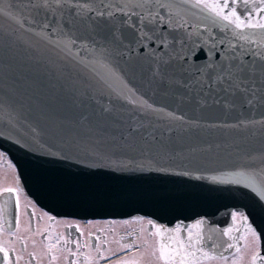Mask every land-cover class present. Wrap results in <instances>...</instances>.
Returning a JSON list of instances; mask_svg holds the SVG:
<instances>
[{
  "label": "water",
  "instance_id": "95a60500",
  "mask_svg": "<svg viewBox=\"0 0 264 264\" xmlns=\"http://www.w3.org/2000/svg\"><path fill=\"white\" fill-rule=\"evenodd\" d=\"M9 3L17 18L0 15V146L29 194L79 218L209 214L203 232L221 252L232 242L229 208L247 206L262 235L254 264H263L264 125H208L264 117V60L256 55L264 54V30L238 29L196 0H0V7ZM232 6L245 20L248 12L264 15L253 0ZM229 64L255 68L247 98L256 99L249 106L238 94L237 108L225 113L213 103L224 93L210 85Z\"/></svg>",
  "mask_w": 264,
  "mask_h": 264
},
{
  "label": "flooded vegetation",
  "instance_id": "af4514ba",
  "mask_svg": "<svg viewBox=\"0 0 264 264\" xmlns=\"http://www.w3.org/2000/svg\"><path fill=\"white\" fill-rule=\"evenodd\" d=\"M3 152L0 150V177L2 172L6 175L9 171L13 180L16 169L8 158L6 165L2 163ZM10 186L7 184L0 186L2 193L6 188L14 189L12 194L15 200L12 208L14 212L4 215L0 210V249L3 250L0 251V264H103L102 261H105L104 264H129L127 259L135 255L136 250L133 248V236L139 238L140 249L147 244L151 245L152 255L154 254L159 264H190V261L184 260L185 252L174 247L175 251L170 253L161 247L162 243L155 240L160 236L155 224L154 234L158 233L156 236L149 230V226L141 228L142 225L136 223H132L130 232L123 236H120L118 231L110 229L94 233V227L100 220L70 216H59L48 226L44 223V215L40 216V220L35 219L37 216L35 204L30 205L32 216L28 215L23 204L24 196L19 198L15 183H11ZM8 220L11 222L8 223ZM40 223L43 224L38 229ZM124 236L131 237L132 242H123L121 238ZM172 239L178 244L183 243L177 240L176 234ZM114 243L117 245L112 250ZM122 252L129 254L122 258L120 256ZM205 261L206 259L198 260L195 264H205Z\"/></svg>",
  "mask_w": 264,
  "mask_h": 264
},
{
  "label": "bare ground",
  "instance_id": "6f19581e",
  "mask_svg": "<svg viewBox=\"0 0 264 264\" xmlns=\"http://www.w3.org/2000/svg\"><path fill=\"white\" fill-rule=\"evenodd\" d=\"M0 150H4V149L0 146ZM4 152H3L4 158L2 159V163L6 165L7 163L6 159L8 158L12 160V158L10 157L8 150H4ZM13 165L16 169L14 170L15 175L13 177L15 186L17 188L16 192L19 193V198L21 196H24L25 200L23 204L24 207L27 209V213L29 216H32L30 205L35 204L37 206L35 209V212L37 214L35 219L40 220L41 219L40 216L44 215L45 217L44 223L47 224L48 226H50L53 222H55L57 218H59V216L75 217L72 215H57L53 211L46 209L44 206H42L32 195L29 194L24 184L18 166L16 165L15 162L13 163ZM12 193L13 192H7V191H5L4 193L0 192V210L4 215L10 214L12 211L14 212V209L12 208L15 200L13 196L14 194ZM228 213L232 222L233 235L231 242L232 247L225 252H221L216 249L215 241L212 233L203 232V229L206 225V218L209 216V214L208 215L198 214L190 219L177 217L171 222H169L167 219L159 220L150 215H144L139 213H132L129 215H121V216H111V215L95 216L91 218L88 217V219L100 220L97 226L94 227V233L101 232L105 229H110V230L118 231V234L120 236H123L129 233L131 230L130 226L133 223L131 219L137 218L135 220L136 222H139L140 218L143 217L144 220H149L148 223L149 230L150 228H153L154 224L158 227V230L160 231V236L155 240L157 242L162 243L161 247H163V249L166 248V250L170 253H173L175 251V248H178L180 251L185 252L186 255L184 260L187 262L190 261V264H195L198 260H203L210 256L222 257L232 253L239 246V243H241L240 240L241 234L245 232L247 229H249L250 231H253L254 234H256V237H258L260 242V246L258 245L259 249L258 246L256 247L257 249L256 255H257L262 247V235L260 229L254 224V221L249 211L247 210V206L230 207ZM238 214H240V216L235 217V215ZM197 221H200L201 223L197 224ZM7 222L10 223L11 221L8 220ZM42 224L43 223L38 224V229L42 226ZM177 233H180L181 236L185 237L184 238L185 241H182L183 243L181 244L174 242L173 241L174 239H172L173 235L175 234L177 235ZM121 240H123V242L126 241L132 242L131 237L129 236H124L123 238H121ZM139 247H140L139 238L137 236H133V248L139 250L138 249ZM128 254L129 252L127 253L122 252L120 256L124 258ZM262 260L264 264V257ZM102 263L104 264L105 261H102ZM251 264H254V261L251 262Z\"/></svg>",
  "mask_w": 264,
  "mask_h": 264
},
{
  "label": "snow or ice",
  "instance_id": "6c2138e0",
  "mask_svg": "<svg viewBox=\"0 0 264 264\" xmlns=\"http://www.w3.org/2000/svg\"><path fill=\"white\" fill-rule=\"evenodd\" d=\"M59 2V0H57ZM197 3L203 4L205 8L210 9L217 17L222 18L225 21H228L230 24L235 25L236 28L242 29V28H255V29H261L264 30V15H261L260 18L257 20L252 16V12H248L247 16L249 17L247 20H245L240 13H238L237 8L233 7L232 5H235L238 3V0H196ZM245 7H247L249 0H242ZM259 6H256V5ZM253 11L257 14L264 13V0H253ZM13 5L9 3L8 8L5 9L3 7H0V15H8L12 18L16 19V14L12 10ZM225 9H229L227 13H225ZM91 10V9H89ZM97 15L103 16V12H98ZM110 16L111 13H108ZM261 43H264V31L261 32ZM247 39V37H245ZM189 54L191 56H196V51L193 49H189ZM260 57L261 60H264V54L256 53ZM207 67H211L210 65ZM255 73V68H248L244 65H237L233 66L231 64L222 67L218 71L212 74L211 80L212 83L210 87H215L217 92H223L224 95L215 99L213 103L219 107H222L225 113H230L234 109L237 108V98L238 94H243L244 101L243 103L252 106L254 103V100L256 99L255 92H253V96L251 99L247 98V94L250 91V89L247 87L249 82L253 84V87H255V81L252 80V76ZM261 73V84L264 85V68L260 69ZM203 75V71L201 72ZM133 104H136V100L130 101ZM140 103L142 105H147L148 108H152L153 106L151 104H148L147 101L141 99ZM261 103H264V99H261ZM199 104L201 107H204L207 105L206 100H200ZM109 108H105L104 112H109ZM154 111H163L162 109H154ZM166 115L168 117H171L174 120H178L184 123H188L192 126V128H198L200 127L199 121H188L186 120L184 115H176L173 112H167ZM83 120H87V117H83ZM250 123H260L264 125V117L261 118L260 121H245L240 120L235 124H212L208 125V127H226V128H240L241 126L247 127ZM91 130V129H90ZM188 129L186 128L185 131ZM172 129H169V132H171ZM5 191L12 192L14 189L12 188H6ZM200 221H197V224H200ZM227 231V230H226ZM125 247H131V245H125ZM229 248L232 247L231 244L228 245ZM0 251H3L0 249ZM163 254V253H162ZM257 255L253 256V261L257 259Z\"/></svg>",
  "mask_w": 264,
  "mask_h": 264
},
{
  "label": "rangeland",
  "instance_id": "374dc122",
  "mask_svg": "<svg viewBox=\"0 0 264 264\" xmlns=\"http://www.w3.org/2000/svg\"><path fill=\"white\" fill-rule=\"evenodd\" d=\"M10 169L12 170V168L10 167ZM11 183H14V181L12 180L9 171L6 175H4V173L2 172L1 177H0V186L1 185H8V187H11ZM234 213V212H233ZM239 217L240 214L235 215V217ZM133 218V217H132ZM137 219V218H135ZM135 219H131V221H133L137 224V225H142L141 228L144 227H148V223L149 220H144L143 217L140 218L139 222H136ZM154 229L155 226L153 225V228H150L151 232H153V235L156 236L158 235V233L154 234ZM141 230V229H140ZM180 233H177L176 238L178 241H185V237L181 236ZM240 240L241 243H239V246L230 254L226 255V256H219V257H208L206 258V261L204 262L205 264H251V262H253V256L256 255L257 253V249L256 247L259 245L260 246V242L258 237H256V234H254L253 231H250L249 229H247L245 232H243L240 236ZM117 243H114L112 250H114L116 248ZM123 245V244H121ZM150 246V247H149ZM145 245V247L142 249L138 248L139 250H135V255H131L128 257L127 260H129V264H159L157 259L155 258L154 254L152 255L151 252V245ZM258 246V249H259ZM100 256H98V258H100ZM97 258V259H98ZM201 264V263H198Z\"/></svg>",
  "mask_w": 264,
  "mask_h": 264
}]
</instances>
